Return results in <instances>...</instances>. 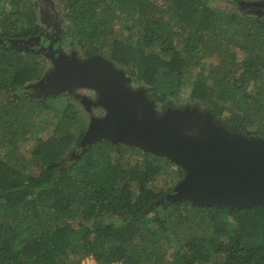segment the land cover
<instances>
[{"label":"trees","instance_id":"16d2710c","mask_svg":"<svg viewBox=\"0 0 264 264\" xmlns=\"http://www.w3.org/2000/svg\"><path fill=\"white\" fill-rule=\"evenodd\" d=\"M55 1L57 53H99L160 103L187 83L188 101L264 137V14L250 0ZM44 24L38 0H0V264H264V205L167 198L172 186L154 182L168 157L81 144L86 117L67 92L28 93L46 60L17 40Z\"/></svg>","mask_w":264,"mask_h":264},{"label":"water","instance_id":"95a60500","mask_svg":"<svg viewBox=\"0 0 264 264\" xmlns=\"http://www.w3.org/2000/svg\"><path fill=\"white\" fill-rule=\"evenodd\" d=\"M247 4L257 7L251 12L264 14V0ZM34 40L40 36L17 42L33 46ZM29 86L36 97L70 93L76 87L96 90L105 113L91 119L80 143L107 138L168 157L184 175L167 198L235 208L264 205V137L227 128L210 109L168 105L157 111L147 89L133 84L109 58L94 53L70 59L61 48L53 67Z\"/></svg>","mask_w":264,"mask_h":264},{"label":"rangeland","instance_id":"374dc122","mask_svg":"<svg viewBox=\"0 0 264 264\" xmlns=\"http://www.w3.org/2000/svg\"><path fill=\"white\" fill-rule=\"evenodd\" d=\"M44 2V10L45 12H50L53 11L54 13L57 10L56 7V1L55 0H42ZM211 4L213 5H221V6H232V0H209ZM256 9L257 7H252L250 6L249 9ZM261 10L263 9L262 6H260ZM46 12V13H47ZM47 18V17H46ZM56 21V18H55ZM64 46V45H63ZM65 54L70 57V59L75 57H78L80 59H84L87 56L86 55H78V52L75 48L73 47H63ZM49 54V52H48ZM45 56V60H46V65L44 67V73L48 70H50L53 67V59L54 58H49L48 55L44 54ZM91 56V55H90ZM189 92V85L186 83L180 92L179 95V99L177 102H171V103H160L157 102L156 104V110L157 111H161L163 110L166 106L168 105H172V106H197L195 104V102H191L188 101L187 95ZM31 96H34L31 92H28ZM70 95V97L73 100V104L75 105V107L79 110V112L81 113V115H83L84 117H86V123L87 126L89 125V122L91 121V119L93 117L96 116H101L105 113V110L97 104V96L98 93L96 90L92 89V88H87V87H76L74 90H72L70 93H68ZM54 103H56L54 101ZM58 104V103H56ZM58 106V105H57ZM200 108V110L203 112L206 110V108L202 107V106H198ZM220 117L222 120L221 122L225 123V120L223 119V116H218ZM225 126L227 128L233 129L228 123L225 124ZM36 143V140H29L27 143H25L22 147V151L25 155H30V151L31 148L33 147V145ZM121 143V142H120ZM125 144V143H122ZM127 145V144H125ZM137 147V146H136ZM141 149V148H140ZM176 165L178 164H173L171 165L170 168L168 169H163V174L159 176V178L154 182V185L157 188H160L161 186L168 184L171 185L172 188L179 182V180L182 179L183 175H184V170H183V174L182 176H178L177 171H176ZM182 168V167H181ZM32 172H37V168L32 166L29 168ZM183 169V168H182Z\"/></svg>","mask_w":264,"mask_h":264},{"label":"flooded vegetation","instance_id":"af4514ba","mask_svg":"<svg viewBox=\"0 0 264 264\" xmlns=\"http://www.w3.org/2000/svg\"><path fill=\"white\" fill-rule=\"evenodd\" d=\"M38 10H39V15L41 16L45 24L41 26L40 41L38 40H34V41L35 44H37V48H39V50L43 54L48 55L49 58L52 59L57 55L56 51L59 48L58 36L56 35L57 33L56 31H58L59 27L55 21L56 16L53 11L50 12L46 11L47 13L45 12L44 2L42 0H38Z\"/></svg>","mask_w":264,"mask_h":264},{"label":"built area","instance_id":"2783aa9c","mask_svg":"<svg viewBox=\"0 0 264 264\" xmlns=\"http://www.w3.org/2000/svg\"><path fill=\"white\" fill-rule=\"evenodd\" d=\"M79 264H98V263L91 255H87L81 258Z\"/></svg>","mask_w":264,"mask_h":264}]
</instances>
